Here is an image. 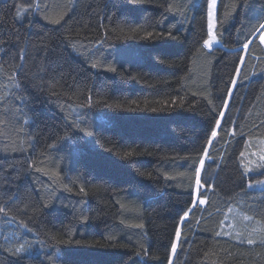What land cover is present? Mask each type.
<instances>
[{"label": "trees", "instance_id": "trees-1", "mask_svg": "<svg viewBox=\"0 0 264 264\" xmlns=\"http://www.w3.org/2000/svg\"><path fill=\"white\" fill-rule=\"evenodd\" d=\"M206 16L0 0V264H264V0H217L213 50Z\"/></svg>", "mask_w": 264, "mask_h": 264}, {"label": "snow or ice", "instance_id": "snow-or-ice-1", "mask_svg": "<svg viewBox=\"0 0 264 264\" xmlns=\"http://www.w3.org/2000/svg\"><path fill=\"white\" fill-rule=\"evenodd\" d=\"M204 5L206 7V13H207L206 19H207V37L208 38L203 41V44H204L205 48L211 49L214 41L216 40L214 28H215L217 0H204ZM53 23H59V21H53ZM259 29H260V33L258 35V39H259L260 44H264V23L259 24ZM250 43H253V41H249L248 43H245L243 45V48L247 49L249 47ZM45 51H46V49H41L40 52L37 53V56H39L41 53H43ZM16 58L18 60L27 59V57L23 56L21 54V52H19V51L17 52V57ZM92 67L95 68L96 64H93ZM108 71L115 72L116 69L109 68ZM234 72L238 76L239 70L238 69H234ZM237 86H238L237 85V80H235V79L231 80V83H230L229 87L232 88V92L231 93H227L226 95H228V96L234 95ZM89 99H91V97H89ZM216 135H217V133L215 131L211 132V136L212 137H215ZM127 155H131V153H128ZM207 155H208V153L205 152V156H207ZM261 159L264 160V157H261ZM204 167H205V159H201L199 161V167L194 169L195 177H196L195 183H196L197 186H199L201 184V169H203ZM261 183H264V182H261ZM80 191L84 192L85 190H84V188H81ZM198 203L199 204H204V203H206V201L203 200V199H199ZM44 207L47 208V205H44ZM4 211H5L4 208H0V212H4ZM187 214L188 213L185 210L184 211V215L187 216ZM136 227H143V225H136ZM180 235H181L180 230L177 229L176 232H175V241L179 240ZM248 243L251 244V243H253V241L249 240ZM176 249H177V243L176 242H172L171 243L172 252L175 253ZM26 250L27 249H25L23 247L17 248L15 250V252L12 253V255H17L18 253H20L22 251H26Z\"/></svg>", "mask_w": 264, "mask_h": 264}, {"label": "rangeland", "instance_id": "rangeland-1", "mask_svg": "<svg viewBox=\"0 0 264 264\" xmlns=\"http://www.w3.org/2000/svg\"><path fill=\"white\" fill-rule=\"evenodd\" d=\"M217 43V44H216ZM217 45H219L218 44V42L215 40L214 41V43H213V45H212V47L211 48H215ZM231 97H232V95L231 96H229V100H228V102L230 101V99H231ZM261 151V152H260ZM264 151V143H261V145L259 146V148H252L251 150H250V152H254L255 154H256V156H257V153H262ZM264 157V156H263ZM205 159V158H204ZM206 161V160H205ZM198 187L199 186H197V188H196V192H195V205H196V203L198 202ZM241 219H244V222L246 223L247 221L245 220V218L244 217H241V216H239V215H236V214H230L229 215V217H228V219H227V223H228V230L226 231V233H230L231 231H236V229H239V227H238V224H239V220H241Z\"/></svg>", "mask_w": 264, "mask_h": 264}]
</instances>
